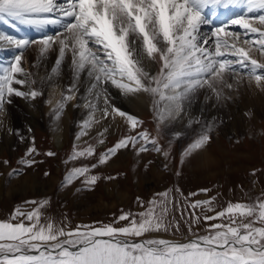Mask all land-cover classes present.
<instances>
[{
    "label": "snow or ice",
    "instance_id": "snow-or-ice-1",
    "mask_svg": "<svg viewBox=\"0 0 264 264\" xmlns=\"http://www.w3.org/2000/svg\"><path fill=\"white\" fill-rule=\"evenodd\" d=\"M240 4L246 7V14L231 23L239 25L243 34L217 26L210 30L214 45L206 47L209 41L202 38L201 27L209 23L208 10ZM0 23L12 28L59 26L56 34L38 40L0 33V50H19L7 67L0 68V114L5 113L6 104L13 103V97L35 100L43 96L44 84L59 77L65 58L70 56L72 81L61 99L49 98L46 104L58 121L80 87L84 88L82 103L75 105L88 110L75 137L84 146L74 145L68 159L96 157V161L72 167L62 185L80 180L78 192L94 191L101 179H116L93 170L121 150L130 149L136 156L162 152L167 158L173 140L168 141V148L160 145L161 129L182 122L201 95L204 103L221 107L238 95L245 77L248 87L264 91V0H0ZM32 44L39 45L41 60L52 51L57 57L41 87L21 91L14 85L37 83L21 63L23 51ZM145 61L154 71L146 70ZM111 88L125 97L147 99L157 137L143 130L137 117L110 102ZM204 111L202 107L200 116L188 119L186 128L192 129V138L181 152L182 165L206 151L212 142L218 118H204ZM101 120H108L109 125L91 136L93 126ZM112 125H123L125 134L97 154V146L105 144ZM183 135L187 133H171L173 139ZM34 154L39 155L33 145L26 151L27 158L18 162L22 167L8 173L9 182L37 163ZM201 191L206 194L208 190ZM182 196L177 188L155 194L147 204L137 197L142 211L121 210L108 223L75 228L44 219L41 209L47 200L26 202L36 207L28 211L18 207L10 220L0 221V264H264V198L229 202L217 211L215 197L186 201L185 206L179 200ZM177 210L187 234L175 216ZM169 236L173 238H166Z\"/></svg>",
    "mask_w": 264,
    "mask_h": 264
},
{
    "label": "rangeland",
    "instance_id": "rangeland-1",
    "mask_svg": "<svg viewBox=\"0 0 264 264\" xmlns=\"http://www.w3.org/2000/svg\"><path fill=\"white\" fill-rule=\"evenodd\" d=\"M225 10L209 11L208 18L213 23L210 21L211 26L201 27L202 38H207L209 41L206 47L214 45L215 37L211 36L210 30L217 27L214 22L216 15L223 14ZM221 16L217 17L218 27L243 34L244 30L239 25L231 22H227L224 26L220 25ZM212 24L213 28H211ZM35 31H39L35 34L36 36L41 33L44 36L54 35L59 31V26L49 25L44 29L35 28ZM35 35L34 38L29 37L30 40H38L39 37ZM249 35L253 34L249 33ZM241 38H244L243 35ZM32 45L24 52L28 53L27 51L31 49ZM253 55L261 59L258 53H253ZM25 59L23 57L21 60L23 66ZM46 67L42 68L45 73H47ZM24 69H26L25 66ZM64 74L62 72L58 78H54L53 82H50L48 90L51 85L62 86ZM70 79L72 81V78ZM246 81L245 77V83L240 87L238 95L227 102L226 106H221L219 109L215 107L214 110H211L210 103L205 105L206 113L203 114V117L216 116L218 118L217 127L212 133V142L208 147V151L211 153L208 162H201L199 154H196L182 165L181 152L192 138V131H184L187 135L173 139L171 133L175 129L169 126L166 129L162 128L158 137V143L164 148H168V141L173 140L167 158L162 152L148 151L136 156L130 149L121 150L107 164L93 170L102 177H116L110 181L101 179L94 191L81 190L78 192L77 189L81 188L80 180H76L67 187H62L64 177L72 167L96 161V157L76 161L68 159L73 152L74 145L84 146L82 142H75L77 134L75 127L69 132L68 141L62 148H59L51 135V123L49 121L47 124L40 122L37 126L31 127V124L29 125L26 120L22 119L24 113L18 114V108L22 104L19 100L20 97H13V103L9 104L12 111L9 116L13 119V125L10 127L8 123H6L8 125L0 124V189L2 188L0 191V221L10 220L18 207L23 211L36 207L32 203L26 202L47 200V205L41 209L44 214L43 218L50 219L57 225L65 224L70 228H75L77 225H92L98 221L108 223L118 216L121 210L131 211L134 214L142 211L143 209H140L137 204V197L147 204L155 194L177 188L180 193H183L179 200L185 203V206L186 201L206 200L215 197L217 211L229 202L243 203L264 198V111L251 112L246 109L248 103L243 99L242 94L253 92V88H255L254 86L248 87ZM14 87L19 89V85H14ZM258 91L264 95V91L257 89ZM109 96L113 98L112 93ZM39 103L43 106L42 100ZM195 103L203 104V96L201 95ZM222 107H225L227 111L219 112L218 110H221ZM245 113L250 115H245ZM200 114L199 112L198 116ZM39 115L44 116L43 109ZM192 117L194 114L186 117L187 122ZM137 118L143 122V130H146L152 137H157L152 111L144 110ZM3 126H9L11 132L5 130ZM195 127L199 126L195 125ZM8 133L12 136V140L7 136ZM124 134V128L120 132L109 134L105 137V144L97 146V154L114 145ZM21 137L24 138L23 141ZM89 142L95 143L92 139H89ZM33 145L39 153V155L34 154L37 163L31 168H25L22 175L9 182L8 173L22 167L18 162L21 158H27L26 151ZM48 152H53L55 155L47 156ZM4 161H8V163L5 164ZM203 189L208 190L206 194L201 191ZM190 193H198V195L190 196ZM187 211L192 210L188 208ZM196 211L199 212L198 209ZM175 216L180 221L182 232L187 234L184 220L180 218V210L175 212ZM200 231L203 234V230ZM176 238H179V234Z\"/></svg>",
    "mask_w": 264,
    "mask_h": 264
},
{
    "label": "bare ground",
    "instance_id": "bare-ground-1",
    "mask_svg": "<svg viewBox=\"0 0 264 264\" xmlns=\"http://www.w3.org/2000/svg\"><path fill=\"white\" fill-rule=\"evenodd\" d=\"M61 1H63V0H60V2ZM244 12L246 13V7L243 4H240L239 6H236V7H231V8H229L227 13H225V14H223V16H221L222 20L220 23H227L229 21H232V19L236 15H240L241 13H244ZM204 25L206 27L211 26V22L204 24ZM204 25H202V26H204ZM52 26H54V25H52ZM55 26L58 27V25H55ZM37 32H39V31H35L34 27H30V26H26V25H19L16 28H12L9 25L0 23V33H7L10 35H14L18 38H27L28 39V37L34 36L35 34H37ZM43 36L44 35L41 33V34L37 35L36 37L41 38ZM214 40H215V38H214ZM38 49H39V45L33 44L31 46V49H29V51H27L28 53H25L23 51L22 58L24 57V59H25V57H26L25 65H24L26 68L25 71L33 73L34 78L37 80V83L35 85H25L23 87H21L19 85V89L21 91H26L29 89V87H33V88L41 87V82H42L43 78H45L49 75L50 69L53 66L54 61L57 57V52L52 51V52H49L47 54L46 59L41 60L39 58ZM18 51L19 50L14 49V48L11 50H7V49L0 50V68L7 67L13 61V57H14V55L17 54ZM33 64H37V65H39V67L34 68L32 66ZM24 66H23V68H24ZM43 67H46L47 73H45L42 70ZM145 68L148 71H154V69L151 67V65L148 64L147 61H145ZM62 72H63V74L65 73L64 74L65 75L64 82H63L62 86L58 87L57 84L51 85L50 89L48 90V86H50V82H53L52 80H50L44 84V87H43L44 95L43 96L37 97L36 100H32L30 98L29 99L19 98V100L21 101L20 103H22V104H20V106L18 108L19 109L18 114L24 113L22 115V119L26 120V122H28L29 125L31 124V127L37 126L38 124H40V122H43V124L44 123L47 124V121H49V123H51L50 124L51 135L54 138L55 143L57 144V146L59 148H62L63 145L66 143V141H68L69 136H70L69 132L72 130V128L75 127L74 129L77 130V133L80 131L79 124L83 119L86 118L87 112H88V110L84 109L83 107H76L75 106L78 102H81L80 94L83 93V91H84V88L80 87V93L77 94V96L74 100H72L71 102H69L67 104L61 118L58 121L53 119L51 111H50V106L48 104H46V100L49 98L59 100V99H61V93L66 91L67 86L69 85V83L71 81L70 78H72V72H71V68H70V56L65 58ZM253 89H254L253 92L252 91L251 92H244L242 94L243 99H245L246 103H248V105L246 106V109H249L251 112L264 111V95L259 93V91L257 92V89H255V88H253ZM110 93H112V96H113V98L109 96V100L112 104H114L116 107L120 108L121 110H123L129 114L134 115L135 117H137L144 110L152 111L151 105L149 104V102L147 101L146 98L136 99L134 97H125V96L121 95L119 93V91L115 88H111ZM41 100L43 101V106H42V104L39 103V102H41ZM44 102H45V104H44ZM205 105H206V103L199 105V104H196L194 102L191 112L187 116H185L184 120L182 122L173 123L170 126L172 128H174L175 131H181V130L188 131V132L192 131V129L186 128V125H187L186 117L188 118V116L190 114H194V117H197L198 113L200 112L202 107L205 110V108H206ZM228 105H229V103H228ZM102 106H103V104L101 102V107ZM230 106L231 105H229V107ZM214 108L215 107H211V110H214ZM217 108L219 109L220 107H217ZM230 108H232V107H230ZM42 109L44 111V116L39 115V112H41ZM249 110H248V112H250ZM218 111L222 113V112L227 111V110L225 109V107H222V109L218 110ZM231 112H233V111H231ZM10 113H12L11 107L9 106V104H6L5 105V113L0 114V119H2V122L4 123V125L6 123H8L9 126L12 127L13 119H11L12 117L9 116ZM204 113H206V110L204 111ZM7 115H8V117H7ZM96 115H97V117H99L100 113L97 112ZM8 124H6V125H8ZM107 125H109L108 120H101L99 124H95L93 126L90 135L95 136L97 131L102 130L103 127L107 126ZM9 126H6V127L3 126V127L5 130H7L9 132ZM193 127H195V125ZM123 128H124L123 125H121L120 127H116L115 125H112L109 127V131H108V133L105 134V137H107L109 134H114L116 132H120ZM76 135H75V137H76ZM7 136L10 138V140L13 139L9 133ZM82 139L83 140H89L90 137H84ZM75 142L80 143V142L76 141V139H75ZM100 146H102V145H100ZM208 150H209V148H207L206 151L199 154L201 162L205 163V162L209 161V156L211 155V153ZM25 184H26V182H25ZM1 190H2V188L0 189V191ZM8 192H10V190H8Z\"/></svg>",
    "mask_w": 264,
    "mask_h": 264
}]
</instances>
